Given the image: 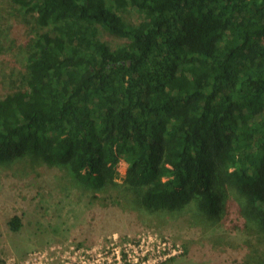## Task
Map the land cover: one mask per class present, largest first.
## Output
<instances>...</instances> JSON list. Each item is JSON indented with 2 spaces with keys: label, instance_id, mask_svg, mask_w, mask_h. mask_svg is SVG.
Segmentation results:
<instances>
[{
  "label": "trees",
  "instance_id": "obj_1",
  "mask_svg": "<svg viewBox=\"0 0 264 264\" xmlns=\"http://www.w3.org/2000/svg\"><path fill=\"white\" fill-rule=\"evenodd\" d=\"M10 2L35 36L0 97V166H57L97 195L124 161L135 207L211 223L236 194L264 239V0Z\"/></svg>",
  "mask_w": 264,
  "mask_h": 264
},
{
  "label": "rangeland",
  "instance_id": "obj_2",
  "mask_svg": "<svg viewBox=\"0 0 264 264\" xmlns=\"http://www.w3.org/2000/svg\"><path fill=\"white\" fill-rule=\"evenodd\" d=\"M0 0V97L21 86L24 53L35 36V16ZM120 15L131 25L137 10ZM113 49L126 40L100 31ZM127 164L97 195L57 166L27 158L0 166V264H264V239L248 231L231 194L226 214L208 223L189 209L153 212L124 193ZM129 201V202H128ZM21 226L13 231L15 217Z\"/></svg>",
  "mask_w": 264,
  "mask_h": 264
}]
</instances>
